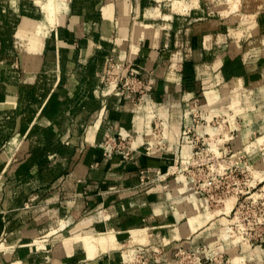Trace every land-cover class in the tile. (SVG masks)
Wrapping results in <instances>:
<instances>
[{"label": "crops", "instance_id": "1", "mask_svg": "<svg viewBox=\"0 0 264 264\" xmlns=\"http://www.w3.org/2000/svg\"><path fill=\"white\" fill-rule=\"evenodd\" d=\"M170 2L0 0V264H127L137 251L174 264L192 232L172 205L200 204L188 181L175 192L176 179L140 186L138 173L189 157L180 133L194 99L211 115L244 111L240 136L264 122V16L236 29L203 0ZM109 59L153 81L150 103L103 89ZM158 118L168 127L153 142ZM105 134L132 158L104 149ZM257 247L246 264H262Z\"/></svg>", "mask_w": 264, "mask_h": 264}, {"label": "rangeland", "instance_id": "2", "mask_svg": "<svg viewBox=\"0 0 264 264\" xmlns=\"http://www.w3.org/2000/svg\"><path fill=\"white\" fill-rule=\"evenodd\" d=\"M188 1L190 2L191 0ZM201 1L198 0V5L199 3L202 4ZM203 1L207 3V5H204L209 7L210 18L221 21L226 25H229L228 22H230V26L236 27V29H243L246 25L244 21L250 20V18L253 19V17L246 16L250 13L255 12V20L258 22L260 20L257 16H264V0H241V6L237 11H232L233 9L230 7L231 4H229L228 0ZM183 7L180 5L176 9L181 10ZM197 8L203 7L199 5ZM241 22L243 23L241 24ZM105 69L101 80L103 89H116L120 95L130 100L132 106L150 103L149 97L144 99L145 97H142L143 94H140L139 86L142 83L144 89V86L149 85L148 82L151 81L153 83V81L140 76L141 74L138 73L131 62H128L127 59L117 62L109 59L106 62ZM115 84H117L116 87H114ZM130 85L134 88L132 89L133 91L130 90ZM249 110L251 109L249 108ZM245 114L244 111L237 116L224 114L228 119L226 122L222 119L223 124L219 132L220 143H210V146L215 148V158H218L215 166L218 172L211 171L205 166L208 165L209 167L211 164L205 163L207 158L210 157L208 155L202 156L204 161L200 160L195 167H189L187 171L176 169V166L181 168L179 162L181 158L185 159L183 156L175 158L173 161L174 166L168 167L165 171L146 168L150 173V178H145L143 182L140 180L141 174L138 173L137 179L140 186L152 184L156 181L162 182L166 179H176L175 192L178 187V180H186L190 183V188L196 197V201L200 204L195 211H189L191 204L187 200H180L172 205V208L176 211L182 208L186 209V213L185 209L182 211L186 215L180 219L179 223L187 222L190 226L188 219L191 217L194 225V227L188 226L193 236L191 235L186 239L178 237V245L172 251L174 264H246L249 261V251L247 249L248 246L245 245H251V248L259 246L262 250L264 249V148L255 145L257 137L264 135V122L256 124V128H251L246 135L240 136V132L252 126L246 125L250 119H248V122H244V118L241 117ZM259 114L261 113L259 112ZM219 116L221 117V115ZM220 117L216 118V116L210 114L207 118H212L214 123L216 120L221 119ZM154 119L151 127V139H153V142L156 141L153 138L154 134H156L153 131ZM167 127V124L163 126V136ZM210 131L214 139L217 135L215 134L217 129L212 128ZM104 136L101 145H104L105 149V139L108 140V137H113V135L105 134ZM127 136H125V139ZM151 145L152 147L154 146L153 143ZM177 145L179 148L181 143ZM217 146L219 150H217ZM112 150L122 153L126 152L123 148ZM133 150L132 153L136 151L135 148ZM204 151H209V148ZM235 152L238 156H234ZM132 153H129L128 159L132 158ZM178 159L179 161L176 162ZM216 173L220 174V176L214 179V183L211 186L203 185V180L207 177L213 178ZM229 198H232L234 202L232 208L228 211L226 202ZM195 235L197 236L195 237ZM185 240H189L190 243L185 244ZM170 241L171 236L161 242L165 245L169 244ZM122 248H124V241L122 242ZM125 249L129 248L126 246ZM162 254L163 251H156L155 253L137 251L130 255L127 264H151L159 257L162 259ZM261 262L264 264V257Z\"/></svg>", "mask_w": 264, "mask_h": 264}, {"label": "built area", "instance_id": "3", "mask_svg": "<svg viewBox=\"0 0 264 264\" xmlns=\"http://www.w3.org/2000/svg\"><path fill=\"white\" fill-rule=\"evenodd\" d=\"M139 82V81H138ZM149 85L144 86L145 88L143 89V85L142 83H140V89L139 92L140 94H143V98L144 95L145 98L149 97L151 94V81L148 82ZM117 84H115L114 87H116ZM132 89H134L132 87V85H130V90L133 91ZM149 94V95H148ZM207 114L208 112L205 110V108H203L200 104V102L197 99H194L192 104H191V109L190 111L187 113V115H185L186 117L183 119V124H182V128H181V136L184 138L185 140V144H187L189 146V152H190V156L188 159L187 164H185L184 167H182L183 164V158L180 159L179 164L181 165V168H183V170L187 171L189 169V167H195L198 162L200 160H202V156H208L210 151H204V150H208L209 145H210V133L207 131V128L211 125H213L215 122L217 123L218 121L216 120L214 123L212 121V118L209 119L207 118ZM219 118L220 116H216V118ZM161 118H158V121ZM211 124V125H210ZM162 126H160V124L157 123V121H154V126H153V131L156 133L154 134V138L156 139H164V136H162L160 133H162ZM108 136V135H106ZM128 137V136H127ZM109 139L106 140L105 139V146L107 148V146H110L111 149H121L124 148V146H122L120 144V141H117L115 138L113 137H108ZM158 144L155 143L154 146H157ZM153 146V147H154ZM152 145L148 144L146 149V152L149 153L150 149H151ZM205 147V148H204ZM132 150V149H131ZM129 155V149L128 151L126 150L125 156L128 158ZM178 160H176V162H178ZM204 161V160H202ZM213 160L207 158L205 163H211L210 166L208 167V165H205L209 170L211 169V165L213 164ZM139 173L140 175V180L141 182H143L145 180V178H150V173L148 172V170L146 168H142ZM147 173V174H146ZM211 178V177H210ZM210 178L207 180V182H205V180H203V185L205 186H211L213 183L210 180ZM212 183V184H211Z\"/></svg>", "mask_w": 264, "mask_h": 264}, {"label": "bare ground", "instance_id": "4", "mask_svg": "<svg viewBox=\"0 0 264 264\" xmlns=\"http://www.w3.org/2000/svg\"><path fill=\"white\" fill-rule=\"evenodd\" d=\"M228 2H229V4H231V8L233 9L232 11H237V9H239L240 8V6H241V0H228ZM184 3H186V4H184ZM194 3L196 4V0L194 1ZM169 4H171V6L173 7V8H178V6H180V5H182V6H185V7H188L189 6V4L187 3V0H171V2L169 3ZM228 8V7H227ZM108 83H111V82H108ZM114 86V85H113ZM145 97V96H144ZM144 99H146V98H144ZM238 101L237 100H233V102L229 105V109L231 110H234V111H237V103ZM206 110V109H205ZM207 112H208V114H207V117H208V115H210V113H209V111L208 110H206ZM187 113L188 112H186V115H187ZM219 115H221V119H219L218 120V122L217 123H214L212 126H209L208 128H207V131L210 133V138H209V140H210V143H216V144H219L220 143V140H221V138H220V127H221V125L223 124V121H222V119H224V121L226 122L227 121V116L226 115H224V114H217V115H214V116H219ZM157 123L158 124H160V126H162V133H160L161 135L163 134V126L165 125L166 126V122L164 121V119H160L159 121H157ZM216 128L217 129V132L215 133V134H217L216 136H215V138L213 139L212 138V133H211V131H210V129H212V128ZM163 136V135H162ZM153 138H154V136H153ZM155 139V138H154ZM255 145L256 146H260V147H263L264 148V135H261V136H259V137H257V139H256V141H255ZM255 149V148H254ZM258 149V148H257ZM262 149V148H261ZM217 150H219L218 149V146H217ZM260 150V149H259ZM209 151H210V153H209V155H210V157H208L209 159H211V160H213L214 162V164H212L211 165V171H216V172H218V170L215 168V166L217 165V162H218V158L216 159L215 158V154H214V151H215V148H213V147H211L210 145H209ZM249 151V150H248ZM219 152V151H218ZM237 154H236V152H235V155L234 156H236ZM190 156V155H189ZM238 156V155H237ZM188 159H189V157H187V158H183L182 160H183V164H182V167H184L185 166V164H187V162H188ZM220 159V158H219ZM237 159V158H236ZM222 167H224L223 165H221ZM176 169H178V170H181V171H185V170H183V168H179L178 166H176ZM222 170H223V168H221ZM221 170V171H222ZM218 176H220V174H218V173H216V175H214L213 176V178H210V180L212 181V183L214 182V179H216ZM208 178V177H207ZM205 179V182H207V180L209 179ZM211 183V184H212ZM263 191H264V185H263ZM263 194H264V192H263ZM233 200H232V198H229L228 200H227V208H228V211L232 208V206H233ZM226 210V209H225ZM221 211V210H220ZM199 215V214H198ZM211 215V214H210ZM195 216V215H194ZM201 218V217H200ZM224 218V217H223ZM228 220V219H227ZM230 220V219H229ZM188 223L189 224H191V225H193V220L191 219V217L189 218V220H188ZM192 227H194V225L192 226ZM232 230V229H231ZM233 231H234V229H233ZM236 231V230H235ZM231 239V238H230ZM236 239V238H235ZM98 239H96V238H93V241H97ZM88 241H89V239H88ZM90 242V241H89ZM239 242V241H238ZM244 244H247V243H244ZM245 246H248V244L247 245H245ZM249 247H250V245H249ZM251 252V251H250ZM257 255H259L260 253H262V252H264V249L262 250L259 246L257 247Z\"/></svg>", "mask_w": 264, "mask_h": 264}]
</instances>
